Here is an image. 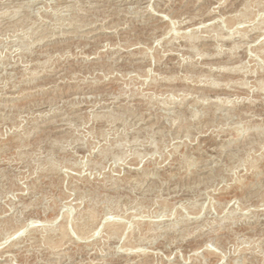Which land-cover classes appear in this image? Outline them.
<instances>
[{
  "label": "rangeland",
  "instance_id": "1",
  "mask_svg": "<svg viewBox=\"0 0 264 264\" xmlns=\"http://www.w3.org/2000/svg\"><path fill=\"white\" fill-rule=\"evenodd\" d=\"M263 20L0 0V264H264Z\"/></svg>",
  "mask_w": 264,
  "mask_h": 264
},
{
  "label": "bare ground",
  "instance_id": "2",
  "mask_svg": "<svg viewBox=\"0 0 264 264\" xmlns=\"http://www.w3.org/2000/svg\"><path fill=\"white\" fill-rule=\"evenodd\" d=\"M129 1V0H128ZM26 3V2H25ZM125 4V3H124ZM26 5V4H25ZM96 6V5H95ZM93 7V6H92ZM128 7V6H127ZM41 9V8H40ZM68 9V8H67ZM144 10V9H143ZM144 14V13H143ZM210 15V14H209ZM241 15V14H240ZM243 16V15H242ZM241 18V17H240ZM242 18H244V17H242ZM152 19V18H151ZM239 19V18H238ZM251 19V18H250ZM150 20V19H149ZM193 20V19H192ZM225 21V20H224ZM235 21V20H234ZM240 21H242V20H240ZM260 21V20H259ZM194 22V21H193ZM261 22V21H260ZM263 22H264V20H263ZM181 23V22H180ZM183 23V22H182ZM189 23V22H188ZM78 24V23H77ZM157 24V23H156ZM236 24V23H235ZM246 24V23H245ZM184 24H182V25H180V26H183ZM256 25V24H255ZM261 25V24H260ZM73 26V25H72ZM169 26V25H168ZM234 26V25H233ZM86 28V27H85ZM92 28V27H91ZM108 28V27H107ZM75 29V28H74ZM149 29V28H148ZM255 29V28H254ZM256 29H258V27L256 28ZM66 30V29H65ZM78 30V29H77ZM88 30H89V28H88ZM192 30H194V29H192ZM252 30V29H251ZM263 30V29H262ZM261 30V31H262ZM91 31V30H90ZM95 31V30H94ZM105 31V30H104ZM257 32V30H254V32ZM109 32V31H108ZM240 33V32H239ZM94 34H96V32L94 33H88L87 32V34L85 35V36H87V37H89V36H93ZM243 34V33H242ZM67 35V34H66ZM188 35H190V34H187V36ZM191 36V35H190ZM195 36V35H194ZM238 36V35H237ZM50 37V36H49ZM162 37V36H161ZM236 37V36H235ZM186 38H188V37H186ZM192 38H193V36H192ZM198 38V37H197ZM223 38V37H222ZM245 38V37H244ZM171 39V38H170ZM172 40V39H171ZM224 40V39H223ZM243 40V39H242ZM43 41V40H42ZM45 41V40H44ZM249 41V40H248ZM251 42V41H250ZM234 43V42H233ZM263 44V43H262ZM240 45V44H239ZM263 47V46H262ZM179 48V47H178ZM243 48V47H242ZM253 48V47H252ZM127 50V49H126ZM252 50V49H251ZM255 50V49H254ZM190 51V50H189ZM263 51V50H262ZM258 53V52H257ZM169 54V53H168ZM254 54H255V52H254ZM40 55V54H39ZM129 55V54H128ZM135 57V56H134ZM258 62V61H257ZM13 65V64H12ZM260 65V64H259ZM258 67H260V66H258ZM263 67V66H262ZM238 68V67H237ZM209 70V69H208ZM213 70V69H212ZM233 70V69H232ZM249 70V69H248ZM231 71V70H230ZM234 71V70H233ZM253 71V70H252ZM241 72V71H240ZM250 72V71H249ZM264 72V71H263ZM232 73V72H231ZM246 73H248V72H246ZM245 73V74H246ZM243 76V75H242ZM252 76V75H251ZM244 77V76H243ZM9 78V77H8ZM241 79V78H240ZM255 80H256V78H255ZM260 82V81H259ZM236 83H238V82H236ZM236 83H235V85H236ZM256 83H258V82H256ZM246 84V83H245ZM262 84V83H261ZM201 85V84H200ZM239 85V84H238ZM243 85V87L245 86L244 84H242ZM234 86V85H233ZM202 87H203V85H202ZM259 87V86H258ZM239 88V87H238ZM253 90V89H252ZM209 99V98H208ZM218 99V98H217ZM196 101V100H195ZM210 101V100H209ZM205 104V103H204ZM43 126V125H42ZM86 212V211H85ZM92 214V213H91ZM90 216V215H89ZM12 217V216H11ZM87 218H89V219H91V217H87ZM66 219V218H65ZM78 219V218H77ZM92 220H93V218H92ZM87 221H89L90 222V220H87ZM81 222V221H80ZM84 222H86L85 220H84ZM3 223V222H2ZM4 223H5V221H4ZM87 223V222H86ZM85 223V224H86ZM59 225V224H58ZM67 225V224H66ZM86 225H88V224H86ZM96 225V224H95ZM197 225V224H196ZM24 226V225H23ZM80 226H82V224L80 225ZM80 226H78V225H75V233H76V235H78V237L79 238H83V236H85V235H87L88 233H87V231H89V230H87L86 232H85V230L84 229H81V227ZM85 225H84V223H83V226H82V228L84 227ZM92 226V225H91ZM116 226V225H115ZM58 227V226H57ZM86 227V226H85ZM109 228L107 229L109 232V234H111V233H117L116 231L118 230L117 229V227H110V226H108ZM177 227V226H176ZM87 228V227H86ZM85 228V229H86ZM116 228V229H115ZM167 228V227H166ZM4 229V228H3ZM47 229V228H46ZM67 229V228H66ZM12 230V229H11ZM20 230V229H19ZM73 230V229H72ZM84 230V231H83ZM119 230H120V228H119ZM6 231V230H5ZM47 231V230H46ZM58 231H60V237L61 236H63V235H66V231H65V226H63V224H62V226L60 227L59 226V230ZM69 231V230H68ZM106 231V230H105ZM91 232V231H90ZM107 232V231H106ZM17 232H14V235L16 234ZM94 233V232H93ZM107 233V234H108ZM19 234V233H18ZM115 234H113V235H115ZM122 234V233H121ZM175 234V233H174ZM10 235V237H11V234H9ZM13 234H12V236H14ZM182 235V234H181ZM118 236V235H117ZM188 236V235H187ZM64 237V236H63ZM62 237V238H63ZM92 237V236H91ZM121 237V236H120ZM47 238H49V237H47ZM54 238V237H53ZM85 238V237H84ZM116 238V237H115ZM180 238V237H179ZM183 238V237H182ZM32 240H33V238H32ZM41 241V240H40ZM47 241V240H46ZM35 242V241H34ZM45 242V241H44ZM47 243L49 244V245H55L54 243H52V241L51 240H49L48 239V241H47ZM39 245V244H38ZM83 245V244H82ZM11 246V245H10ZM48 246V245H47ZM12 247V246H11ZM11 247H9V248H11ZM14 247V246H13ZM12 247V248H13ZM53 248V247H52ZM14 249V248H13ZM129 249V248H128ZM26 250V249H25ZM115 250V249H114ZM126 250V249H125ZM131 252V251H130ZM179 252V251H178ZM147 254V253H146ZM123 255H126V253H124ZM152 255V254H151ZM177 255V254H176ZM54 256V255H53ZM126 257H127V255H126ZM13 258V257H12ZM184 259V258H183ZM68 260V259H67ZM48 261V260H47ZM69 261V260H68ZM94 261V260H93ZM130 264V263H129Z\"/></svg>",
  "mask_w": 264,
  "mask_h": 264
}]
</instances>
